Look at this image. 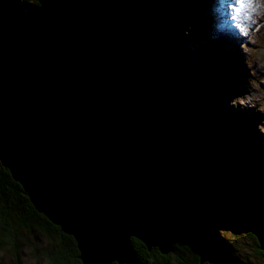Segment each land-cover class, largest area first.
Wrapping results in <instances>:
<instances>
[{
	"label": "water",
	"instance_id": "obj_1",
	"mask_svg": "<svg viewBox=\"0 0 264 264\" xmlns=\"http://www.w3.org/2000/svg\"><path fill=\"white\" fill-rule=\"evenodd\" d=\"M0 164L75 239L82 264H154L132 238L163 255L182 243L200 263L237 264L194 221V204L226 215L264 252V192L167 126L76 4L20 14L0 0Z\"/></svg>",
	"mask_w": 264,
	"mask_h": 264
},
{
	"label": "trees",
	"instance_id": "obj_2",
	"mask_svg": "<svg viewBox=\"0 0 264 264\" xmlns=\"http://www.w3.org/2000/svg\"><path fill=\"white\" fill-rule=\"evenodd\" d=\"M32 1L35 3L27 9L17 6V0H1V3L20 14H39L46 9L48 2L78 5L86 22L133 67L140 87L148 95L158 117L177 135L210 155L232 179L252 184L264 192V154L251 152L250 143L254 138L250 137L247 129L233 128L235 117L230 113L225 111L215 115L216 105L223 98H230L238 93L239 87L243 88L245 63L242 60L240 63L237 56L227 57L221 65L214 67H204L188 60L163 63L154 51L166 54V47L155 45L152 48L138 35L142 33L146 39H152L158 33H177L185 22L200 20L201 15L210 20L209 26L212 27L215 10L200 8L202 0ZM236 67L240 72H235ZM207 103L212 104L205 111ZM236 144H242L246 150L242 159L232 160L226 155V150ZM190 207L196 215H204L206 222L212 219L223 230V236H217L211 228L205 227V222L194 218L238 264H253V260L264 264V252L255 236L208 206L194 204ZM236 230L247 237L248 246L239 242ZM231 240L240 243L239 247ZM132 244L141 260L154 264H209L200 263L194 251L182 243H177L167 255L161 254L157 248L148 250L135 238H132ZM25 248L39 252L48 264H82L75 239L39 213L24 194L22 186L0 164V256L7 251L14 257L15 264H22Z\"/></svg>",
	"mask_w": 264,
	"mask_h": 264
},
{
	"label": "rangeland",
	"instance_id": "obj_3",
	"mask_svg": "<svg viewBox=\"0 0 264 264\" xmlns=\"http://www.w3.org/2000/svg\"><path fill=\"white\" fill-rule=\"evenodd\" d=\"M17 1V6L24 9L35 3L32 0ZM242 8L243 10L239 14L230 7L227 11L225 10L220 25H217L216 29H212V31L207 28V23L210 20L201 15L200 20L193 19V21L185 22L177 33L170 30L172 33L164 35L158 33L152 39H146L142 33H138V35H141V39L152 48L155 45L165 46L166 54L161 55L154 51V55H157L158 60L167 64L169 60L172 62L188 60L204 67H214L221 65L220 60L226 59L227 55L239 50L237 56L246 64L243 74V88L245 89L239 87L238 93L230 98H223L216 105L215 115L220 112L230 113L232 117H235L233 128L236 130L247 129L251 134L250 137L254 138L250 143L251 152L259 151L264 154V0H252L251 4H246ZM230 16L235 19L229 20ZM144 55L147 56V53ZM235 72H240V69L236 67ZM218 75L220 76L219 73ZM211 104L207 103L204 110L210 109ZM247 139L249 140V137ZM245 150L246 148L242 144H236L226 150V155L232 160H239L243 158ZM232 180L241 185H250L236 178ZM196 218L205 222L206 225H210L217 236H223V230L219 229L214 220L210 219L206 222L201 213H198ZM236 233L239 242L248 246L247 237L237 230ZM230 239L232 238L230 237ZM231 242L237 248L239 247L240 243L237 244L233 240ZM24 250L23 258H21L22 264H48L46 258L34 249L25 248ZM239 255L245 257L242 253ZM0 258V264H15L14 257L7 251H3ZM240 259L242 260V258ZM252 263L262 264L263 261L253 260Z\"/></svg>",
	"mask_w": 264,
	"mask_h": 264
},
{
	"label": "snow or ice",
	"instance_id": "obj_4",
	"mask_svg": "<svg viewBox=\"0 0 264 264\" xmlns=\"http://www.w3.org/2000/svg\"><path fill=\"white\" fill-rule=\"evenodd\" d=\"M252 0H229L228 6L232 8L233 11H239L240 7L245 6L246 4H251Z\"/></svg>",
	"mask_w": 264,
	"mask_h": 264
},
{
	"label": "bare ground",
	"instance_id": "obj_5",
	"mask_svg": "<svg viewBox=\"0 0 264 264\" xmlns=\"http://www.w3.org/2000/svg\"><path fill=\"white\" fill-rule=\"evenodd\" d=\"M208 24V26L210 25V22L209 23H207ZM237 54H238V52H233L232 54H230V55H227L228 57H230V56H237ZM225 56V55H224ZM237 59H238V56H237ZM199 150V149H198ZM199 151H201V150H199ZM202 152V151H201ZM239 184V183H238ZM216 224V223H215ZM204 225V224H203ZM205 227H209L210 228V225H207V226H205ZM203 229V228H202ZM204 231H206L205 229H203ZM219 246H220V244H219ZM224 251H225V249L222 247V246H220ZM225 253H226V251H225ZM226 255L228 256V257H230V258H233L232 256H230V255H228V253H226ZM237 264H238V262H237Z\"/></svg>",
	"mask_w": 264,
	"mask_h": 264
}]
</instances>
